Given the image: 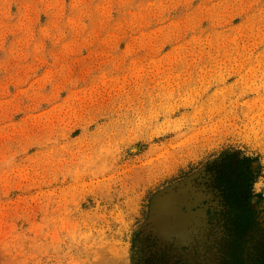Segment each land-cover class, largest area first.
Masks as SVG:
<instances>
[{"label":"rangeland","instance_id":"1","mask_svg":"<svg viewBox=\"0 0 264 264\" xmlns=\"http://www.w3.org/2000/svg\"><path fill=\"white\" fill-rule=\"evenodd\" d=\"M0 264H264V0H0Z\"/></svg>","mask_w":264,"mask_h":264},{"label":"trees","instance_id":"2","mask_svg":"<svg viewBox=\"0 0 264 264\" xmlns=\"http://www.w3.org/2000/svg\"><path fill=\"white\" fill-rule=\"evenodd\" d=\"M230 157L224 153L219 161L210 165L214 188L220 192L222 200L232 215V227L237 230H248L246 227L255 211L250 208L251 189L254 177L250 174L252 160L242 157L236 162V169L232 170ZM241 165H244L241 167ZM217 192V191H216Z\"/></svg>","mask_w":264,"mask_h":264},{"label":"bare ground","instance_id":"3","mask_svg":"<svg viewBox=\"0 0 264 264\" xmlns=\"http://www.w3.org/2000/svg\"><path fill=\"white\" fill-rule=\"evenodd\" d=\"M164 201V200H163ZM160 205H161V203H160ZM155 208H158V203L156 202V205H155ZM160 209V208H159ZM163 209V208H162ZM163 210H161L159 213L161 214V213H163L162 212ZM157 212V213H158ZM158 216V215H157ZM157 216L155 217V218H157ZM158 218H159V216H158ZM164 220L162 219V217H160V219L158 220H156V221H154L153 220V225H155V227H156V229L158 228V230L159 231H155L156 233L157 232H159V234L160 233H162V234H166V233H169V232H171L170 230V228H169V226H168V224L167 223H165V222H163ZM152 229V228H151ZM161 237V236H160ZM163 237V236H162ZM165 241V240H164ZM163 242V241H162Z\"/></svg>","mask_w":264,"mask_h":264}]
</instances>
